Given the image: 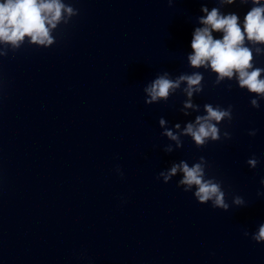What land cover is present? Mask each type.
<instances>
[{
	"label": "clouds",
	"instance_id": "9594fccd",
	"mask_svg": "<svg viewBox=\"0 0 264 264\" xmlns=\"http://www.w3.org/2000/svg\"><path fill=\"white\" fill-rule=\"evenodd\" d=\"M219 4L231 5L235 0H218ZM171 5L172 0H168ZM241 4H251L252 7L243 16V22L237 13H222L220 8L202 6L203 16L198 17L201 27H196L191 38V53L187 61L192 69L211 70L215 74L214 85L225 80L236 81L240 89H246L255 98L250 100L253 108H260V100H264V68L255 65L257 55L264 54V0H240ZM79 15V9L66 0H0V43L11 45L13 50L19 49L25 38L29 43L47 48L56 42L53 31L59 25L69 24L72 17ZM214 33L220 34L216 38ZM251 45V46H250ZM7 55V53H0ZM204 75L200 71L183 72L173 78L168 72L158 75L144 88L145 103L151 105L161 101L167 102L169 98L181 90L187 99L183 102L182 111L189 115V109L200 111V105L193 103V96L204 90ZM229 90L231 84L228 85ZM204 114L197 115L194 121H189L181 132L165 127L167 121L160 118L159 124L164 131L162 136L175 142V149L183 147L181 136L190 137L197 148L205 147L209 142L221 140L219 124L225 120H233V106L227 108L221 105L206 103L203 105ZM180 124L174 128L179 130ZM256 135V130L249 132ZM224 138L231 139L228 131L223 133ZM172 144L164 146L166 153L175 150ZM246 163L251 169L258 166V159L253 156ZM208 162L201 156L198 161L189 164L181 159L173 162L171 166L161 171L157 179H163L165 184L173 177L181 174L177 187L185 193L192 192L194 198L200 203L211 202L214 209L229 208L226 202V193L222 182L210 177L207 172ZM119 171V166H117ZM123 176V173H120ZM264 186V179L260 181ZM261 195V193H258ZM233 204L243 206L246 201L239 195L233 197ZM245 237H251L256 243H264V223L260 224L258 231L249 233L244 231Z\"/></svg>",
	"mask_w": 264,
	"mask_h": 264
}]
</instances>
